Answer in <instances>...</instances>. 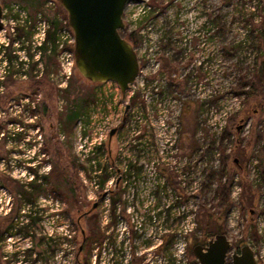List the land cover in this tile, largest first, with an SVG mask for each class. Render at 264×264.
Segmentation results:
<instances>
[{
    "label": "rangeland",
    "instance_id": "rangeland-1",
    "mask_svg": "<svg viewBox=\"0 0 264 264\" xmlns=\"http://www.w3.org/2000/svg\"><path fill=\"white\" fill-rule=\"evenodd\" d=\"M53 1L55 0H0L6 22L0 28L2 39L5 37V41L10 40L15 30L17 33L25 32L22 25V18L25 16H21L15 8L16 4L33 21L41 14V19L45 18L51 24L49 35L50 32H55L54 35L57 36L59 17L68 18V14L58 2ZM177 1H183L180 9L170 4ZM133 7L127 8L128 13L125 12L129 26L124 34L133 39L140 50L144 48V37L140 31L142 21H150L145 27V30H149L147 38L155 39L158 34L155 20L162 8L166 10L158 17H182L189 20V23L205 16L212 20L209 84L204 86L203 73L200 71L199 82L187 84L184 80L178 90V95L184 97L180 144L187 145V140L191 138L194 148L204 151L195 155L194 182L188 187L180 184L177 186L183 199L176 201L177 205L170 211L176 213L189 208L193 213L189 215L185 211L184 214L174 215V220L170 218L160 230L154 224L149 225L147 233L152 238L151 243L144 246L139 238L137 251L147 253L142 256L145 264H155L154 249L161 244L162 255L169 254L170 251L178 253L174 264H200L193 254V247L197 243H206L209 237L205 232V217L209 213L220 217L219 225L231 238L233 247L239 246L243 241L250 242L261 259V264H264V0H137ZM182 40L184 42L187 39L183 37ZM147 42L154 47L153 41ZM160 56L159 54L157 57L161 60ZM171 64L175 65V62L171 61ZM163 71L169 72L168 69ZM177 74L182 78L187 76L184 70ZM213 86L220 89L208 99L205 98L207 88ZM99 87L101 85L85 79L75 67L67 77V86L61 98L57 88L47 90L50 115L54 116V121L57 115L60 116L57 101H67L65 116L72 112L77 113L78 120L81 116L76 124L75 121H70V117L65 122L66 150L60 162L67 174L64 192L69 194L68 188L71 182L74 185L72 180L75 177L78 188L81 189L80 201L49 200L51 197L47 194V187L51 183L44 178L38 179L37 172L34 175L32 170L34 165H41V173L44 174L49 170V163L40 162V158L33 160L29 157L32 151L15 155L5 146L4 140L0 141V264H106L113 257L109 248L115 242L123 241L127 228L135 224L133 217L143 216V212L153 209L149 202L143 205L121 200L118 201L121 207L119 214L115 211L117 201H112L113 208L110 211L114 212L112 219L115 228L108 233V228L112 226L108 222L111 216L107 214L110 203L107 197H103L96 209L82 218L86 236L84 240L77 217L81 211L90 209L97 200L98 187L93 179L90 156L86 154L91 140H87L83 146L86 152L82 151L80 175L74 156L75 153L79 158L74 148V135L75 130L78 132L80 127L84 142L86 134L92 133L95 110L93 99ZM204 101H209V104L205 105ZM222 101H226L229 107L232 105V108L224 126V135H218V130L210 126L208 118L214 119L217 113L211 111L221 106ZM206 113L209 114L207 118ZM48 121L46 118V126ZM154 122L161 131L160 136H164L161 118L157 116ZM49 131L42 127L37 132L38 137L42 133L40 142L44 143L42 137H46ZM121 141L112 140L113 149L124 146ZM43 145L37 142L36 154H43ZM101 156L106 155L101 153ZM107 162L108 159L101 164L104 170ZM57 177L56 182L59 183L60 178L58 175ZM35 179L37 183H41L42 190L35 199H30L28 195L35 190L31 182ZM189 190H193L191 198ZM166 204L167 202L163 204V210L168 208ZM30 210L32 216L28 214L23 217ZM139 220L144 222L141 217ZM29 222L27 228L22 227ZM133 231L135 229H131ZM82 243L83 249L78 254ZM231 260L232 249L228 252L227 263ZM124 262L123 258L119 264ZM141 263V258H138V264Z\"/></svg>",
    "mask_w": 264,
    "mask_h": 264
},
{
    "label": "built area",
    "instance_id": "built-area-1",
    "mask_svg": "<svg viewBox=\"0 0 264 264\" xmlns=\"http://www.w3.org/2000/svg\"><path fill=\"white\" fill-rule=\"evenodd\" d=\"M53 2L56 3L57 1L55 0ZM136 3L137 0L129 1L126 5L125 12L127 8L133 9V5ZM15 8L21 13V16H25V18H22V25L25 27V32L30 31V33H33L34 45L38 46L41 42L46 40L48 44L47 49L50 52L54 50L57 51L60 68L52 72L51 75L52 79L57 83V86L61 88V91H65L67 77L70 76L76 67L73 49L75 41L74 33L68 24L67 18L59 17L60 20L56 26L57 36L53 38L50 37L48 41L49 29L51 26L50 22L45 18L41 19V14L33 21L30 18L28 19L25 10L22 9L19 4H16ZM125 20L128 29L129 22L126 16ZM3 22L4 24L0 28H3L6 24L4 15ZM140 31L144 37V50H140L136 46L141 68L135 82L130 85L125 95L122 94L121 88L116 81L108 80L99 82L98 84L101 85V87H99L97 95L93 99V101H95L93 103L95 108L94 120L91 125L93 131L90 135L86 134L87 136L83 142L82 129L78 127V132L75 130V136L77 137L75 150L79 155L81 167L82 151L86 152L83 146L87 140H91L86 154L90 156L93 167V179L98 187L97 200L99 201L103 197L109 199L110 206L107 208V214H109V217L111 216L108 222L112 224V226L109 225L111 227L108 228V233L115 228L112 219V213L114 212L113 210L110 211V209L113 208L112 201H117L115 211L119 214L121 207L118 201L121 200L142 203L143 205L149 202L153 207L149 212H143V216L136 215V217H133V223L135 224L130 228L135 229V231L131 232V229L128 227L126 237L122 238L121 235L123 241H117L111 245L109 249L113 257L112 260L106 264H119L123 258L126 261L124 264L127 262L128 264H138V258H141L142 263L145 264L146 261L144 262L142 256H145L147 253L143 250L144 253L137 251L136 246L139 244V238L143 244L146 240H150L151 243L152 238L147 233V227L154 224V226L160 230L163 223H166L170 218H172V221L174 220V215L184 214L185 211H187L189 215L193 213L189 211V208L177 211L176 213L175 211H170L171 208L177 205L176 201H180L183 197L179 189L176 190V185L166 180L160 166L162 164L169 168H176V166L182 168V170L178 171V184L188 187L194 182L195 155L197 153L201 154L200 152L204 151L203 149L199 151V148H194L192 156L187 158L181 155L182 145L180 144L181 130L183 128L182 105L184 102V97L178 95V90L181 85L180 82L181 80H185L188 84L190 82L188 81L189 75L192 79L190 82L191 84L199 82L198 72L200 73V71H198L195 66L193 71H189L188 69L184 71L187 75L186 77L182 78L177 74L178 80L176 88L171 80L174 74L171 75L163 71L162 59L160 60L158 58L160 54L159 33L157 37L153 39L147 38L149 30L141 28ZM15 33H17L16 30ZM0 40L3 43L9 41H5V37L4 40H2V34H0ZM147 40L153 41L154 47L148 44ZM187 40L183 42L184 55L186 56L188 55L186 50L189 49L187 47ZM210 54L209 61L205 66H202L201 69L204 78V86L206 83L209 84L210 79ZM200 60H202V57H198L195 65L201 64L202 62H200ZM19 62L20 61L16 59L7 61L0 53V91L3 89V83L1 81L5 74L8 73L11 65L18 64ZM174 87L176 90H173ZM218 89L214 86L212 88H207L208 91L204 97L208 99L214 92H217ZM37 100V96H32L30 94H24L19 98L13 99L12 101H21L16 105V108L19 109L18 113H22V115H20L17 120L8 123L0 119V141L2 140L1 138L7 135V138H9L8 141L6 140L7 142L5 144L7 148L12 147L16 134L24 129V122L32 118L29 107L34 106L35 103L33 101ZM29 101H31V103ZM28 103H30V105H27ZM226 103V101H222L221 106L211 111V113L214 111L217 113L213 120L210 119V117L208 118L210 126L219 131V133L218 131L216 132L218 135L222 133L224 135V126L226 125L227 116L231 110L230 108H232V105L229 107ZM236 103L238 106V101H236ZM204 104L208 105L209 101H204ZM157 116L162 120L163 128L165 129L164 136H160L161 131L154 122ZM208 116L209 114L206 113V118ZM153 117L155 118L153 119ZM80 119L81 116L78 121H80ZM114 127H117V129L111 136L110 132ZM121 134L123 135L121 136ZM112 140H122L121 142L124 146L113 149L111 146ZM218 152L217 154L220 153ZM101 153L106 156H101ZM106 159H108V162L104 170L101 164H104V160ZM97 161H99V163H97ZM205 164H207V161ZM198 165H200V163H198ZM187 166L189 167L192 178L190 183H188L187 179ZM81 167L80 169L82 171ZM253 169L256 170L255 167ZM81 174L82 172H80V175ZM189 193V197H193V190H189ZM236 197L239 198V196ZM165 202H167L166 206L169 209L163 210V204ZM139 217L144 219L143 223L140 222ZM152 220L153 223H151ZM138 223H140V225H138ZM132 240H134L133 243ZM114 245L115 248L113 249ZM155 249L153 253V257L156 258L155 261L157 262L155 264H174V260L177 261V252L174 253V251H170L169 254L165 253L163 255L159 253L158 256H156Z\"/></svg>",
    "mask_w": 264,
    "mask_h": 264
},
{
    "label": "flooded vegetation",
    "instance_id": "flooded-vegetation-1",
    "mask_svg": "<svg viewBox=\"0 0 264 264\" xmlns=\"http://www.w3.org/2000/svg\"><path fill=\"white\" fill-rule=\"evenodd\" d=\"M170 4H174L177 9H180L183 1L172 2ZM163 10H166V8H162L161 12L157 14V18L155 20L156 29L159 33V52L162 58V68L168 69V73L171 75L174 74V77H172L171 80L176 87L178 80L177 72L183 70L185 71L186 69L193 71L195 66L198 71H201L202 66H205V64L209 61L212 20L208 16H205L203 19L198 18L190 21V25L189 20L182 17H158L163 14ZM147 21L148 20L142 21V29L146 27ZM213 25L216 26L214 23ZM220 30L221 29H219V31ZM183 37L188 39L187 47L189 49L186 50L188 53L187 56L184 55ZM49 38L50 35L48 34V41ZM47 48L48 44L46 40L41 42L38 46H35L34 35L33 33H30V31L15 33L7 43H0V53L3 55L4 59L7 61L13 59L20 61L18 64L11 65L10 70L5 74L3 80L1 81L3 83V89L0 91V119L8 123L17 120V118L22 115V113H18L19 109L16 108V105H18L21 101H12L13 99L19 98L24 94L37 96L38 100L33 101L35 103L34 106L29 107V112L32 115V118L24 122V129L16 134L12 147L8 149H10V151L15 155H22L26 151L28 153L32 151L29 157L33 158V160L40 158V162L49 163V170L45 171L44 174L41 173V165H34V167H32L34 175L35 172H37L38 179L44 178L45 181L51 183V186L47 187V194L51 197L49 200L55 199L57 201L65 202L68 199L80 201L82 196L81 189L78 188V181L75 177L72 180L74 185L71 182V185L68 188L69 194L64 192L67 174L65 168L62 167L60 162L63 159V153L66 150L67 137L65 122H67L69 117L68 115H64L67 101H57L59 106L58 114H60V116L57 115V117H55L56 123L54 121V116L52 114L50 115L51 109L47 90L51 87L59 89L60 98L64 90L61 91V88L57 86V83L52 79L51 75L52 72H55L58 68H60L58 53L55 50L50 52ZM198 57H202V60H200L202 63L195 65V60ZM171 61L175 62V65H172ZM176 62L178 63L177 65ZM188 77V81L191 82V76L189 75ZM180 84L183 85L184 80H181ZM175 87L173 90H176L177 87ZM45 90L47 92H45ZM29 102L31 103V101ZM30 103L27 105H30ZM183 117L184 113H182V118ZM46 118L49 120L47 126L45 125ZM77 120L78 116L77 113H75V115L70 118V121H75L76 124ZM42 127H44L45 130L47 128L50 130L46 137H42L44 143L39 141L42 133L40 132L39 137L37 135V132H39ZM5 136L6 137L1 138L2 141L4 140V144H6L9 139L7 138V135ZM51 139L53 141H51ZM181 141L182 138H180V142ZM37 142H39L40 145L44 144V147L42 148L43 154H36ZM76 142L77 137L74 135V148H76ZM193 152V141L189 138L187 140V145L181 146V155L190 158ZM34 156L37 157L34 158ZM74 156L76 167L79 169V171H77L80 173V160L75 153ZM160 169L168 182L176 185V187L179 185L178 171L182 170V168L177 166L176 168H169L161 164ZM186 170L188 183H190L192 178L188 166L186 167ZM57 175L60 178L59 183L56 182L58 179ZM62 185L63 187H61ZM176 190H178V188H176ZM91 212L86 213V211H81L79 213L77 223L80 227H82V218ZM1 234L2 232H0V236ZM148 244H150V240H146L144 242V245ZM80 252H78V254ZM161 252L162 245H158L155 249V255L158 256Z\"/></svg>",
    "mask_w": 264,
    "mask_h": 264
},
{
    "label": "water",
    "instance_id": "water-1",
    "mask_svg": "<svg viewBox=\"0 0 264 264\" xmlns=\"http://www.w3.org/2000/svg\"><path fill=\"white\" fill-rule=\"evenodd\" d=\"M68 14V24L74 33L75 64L81 75L93 83L116 81L125 95L140 72V59L135 41L124 34L127 29L125 8L132 0H56ZM4 7L0 3V27ZM240 127V125H239ZM117 127L112 128L111 136ZM237 161V159H235ZM99 204L95 200L89 213ZM84 240L85 230L82 228ZM83 243L79 246V252ZM232 249V260L227 263ZM193 254L200 264H261L255 249L248 241L234 246L226 232L197 243Z\"/></svg>",
    "mask_w": 264,
    "mask_h": 264
},
{
    "label": "trees",
    "instance_id": "trees-1",
    "mask_svg": "<svg viewBox=\"0 0 264 264\" xmlns=\"http://www.w3.org/2000/svg\"><path fill=\"white\" fill-rule=\"evenodd\" d=\"M55 25H57V23L55 24ZM54 33L55 32H53V33H51L50 32V37H51V35L53 36V37H55V35H54ZM52 37V38H53ZM253 92V91H252ZM75 115V112H72V113H70L69 115H68V117H70L71 118V116L73 117ZM239 164V163H238ZM222 172H224V170L222 171ZM29 184V183H28ZM28 184H27V186H28ZM31 184H32V186L33 187H35L34 189L35 190H33V192L32 193H30V195H28V198H30V199H35L36 197H37V194L42 190L41 189V183H37L36 182V179L34 180V181H32L31 182ZM224 190H226V188L224 189ZM31 196V197H30ZM227 196H229L228 194H227ZM227 196H226V199H227V201H228V198H227ZM31 212H32V210H30V211H27V213L26 214H24V216L23 217H26L28 214L30 215V216H32V214H31ZM206 216L207 217H205L206 218V225H205V232H206V235L207 236H212V235H214V234H216V233H219V232H225V230H223V227L221 226V225H219V222H221V220H220V217H214L212 214H209V213H206ZM31 223H32V221H30ZM30 222L29 223H27V224H25V225H23L22 227H28V225L30 224ZM11 224H13V223H11ZM23 229V228H22ZM1 237V236H0ZM89 249H91V248H89Z\"/></svg>",
    "mask_w": 264,
    "mask_h": 264
}]
</instances>
